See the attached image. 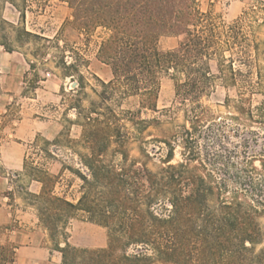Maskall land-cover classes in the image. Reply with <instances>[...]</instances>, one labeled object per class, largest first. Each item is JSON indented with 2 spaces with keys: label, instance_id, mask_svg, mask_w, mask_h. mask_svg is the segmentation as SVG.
<instances>
[{
  "label": "trees",
  "instance_id": "16d2710c",
  "mask_svg": "<svg viewBox=\"0 0 264 264\" xmlns=\"http://www.w3.org/2000/svg\"><path fill=\"white\" fill-rule=\"evenodd\" d=\"M62 1L72 10L68 23L83 31L99 26L109 31L95 59L109 68L111 77L105 81L94 75L100 86L92 89L97 99L87 107L78 99L72 106L80 126L77 139L60 132L38 147L50 159L67 148L76 158L75 166L61 163L53 172L23 159V174L38 184L37 191L26 192L27 205L35 210L52 249L60 253L61 264H264V225L259 222L264 178L255 181L245 169L242 181H235L260 197L255 201L260 209L236 189L227 197L225 182L213 179L206 168V161L219 157L210 145L219 144L225 133L221 119L215 121L201 98L210 93L214 77L236 85L235 61L251 64L250 51L244 59L232 51L235 24L218 31L195 0ZM161 36L181 37L182 42L161 50ZM211 61L218 76L212 73ZM162 76L175 81V98L185 117L180 125L174 124L170 109L161 111L164 119L141 118L143 109L157 112ZM128 96L137 97L138 108L117 112L111 102ZM240 101L248 105H234L237 114L250 115V97L240 96ZM151 127L159 132L154 140L166 147L157 169L148 166L151 155L144 147L143 135ZM200 140H205V165ZM135 141L139 157L130 153ZM176 144L181 160L173 162ZM66 171L79 181L76 197L57 190ZM78 214L105 228V247L78 248L67 242V224ZM15 250L9 242L0 243V264H15Z\"/></svg>",
  "mask_w": 264,
  "mask_h": 264
},
{
  "label": "rangeland",
  "instance_id": "374dc122",
  "mask_svg": "<svg viewBox=\"0 0 264 264\" xmlns=\"http://www.w3.org/2000/svg\"><path fill=\"white\" fill-rule=\"evenodd\" d=\"M195 2L202 12L211 16L218 31L235 24L237 42L232 44V51L244 59L248 50L251 60L250 66L238 60L234 62L238 69L236 85L214 77L210 93L201 98L215 121L221 119L220 128L225 133L220 136L219 144L210 145L211 153L219 157L206 161V168L213 179L225 182L227 197L236 189L242 199L261 209L255 202L261 201L260 197L243 184L241 187L245 189L239 188L235 181L237 178L242 181L245 169L255 181L264 178V0ZM71 13V8L62 0H0V43H5V47L0 45V243L16 246L15 264H61L60 253L52 249L35 210L27 205L26 192L37 191L38 184L23 174V159L27 157L28 161L53 172L61 163L75 166L76 158L67 148L61 147L56 158L50 159L43 157L38 147L60 132L77 139L80 126L72 106L78 99L83 107L97 99L92 89L98 91L100 86L94 75L105 81L111 77L109 68L95 59L98 46L109 31L100 26L90 31L79 30L67 22L72 20ZM181 42V37L161 36L157 46L167 50ZM251 47H257L258 51ZM63 63L76 66L65 69ZM211 70L217 74L214 61H211ZM177 78L182 79L180 75ZM174 82L170 76L160 78L158 110L143 109L141 118L164 119L166 115L161 111L170 109L174 124L185 122L183 106L175 98ZM240 96L250 97V115L246 111L237 114L234 105H248L246 101L241 103ZM111 104L120 113L138 108L136 96L114 99ZM158 135L152 127L143 135L147 141L144 147L151 155L148 161L151 169H157L161 164L159 158L166 152L165 145L154 140ZM199 144L200 160L204 159L205 165V140ZM130 148L131 155L139 157L136 141ZM180 151L181 147L176 144L173 162L181 160ZM78 183L66 171L57 190L66 189L68 195L76 197ZM259 222L264 225V213ZM66 232L71 246L91 249L106 246L105 228L86 221L81 214L69 220Z\"/></svg>",
  "mask_w": 264,
  "mask_h": 264
},
{
  "label": "crops",
  "instance_id": "0c3cea01",
  "mask_svg": "<svg viewBox=\"0 0 264 264\" xmlns=\"http://www.w3.org/2000/svg\"><path fill=\"white\" fill-rule=\"evenodd\" d=\"M17 249V248H16Z\"/></svg>",
  "mask_w": 264,
  "mask_h": 264
}]
</instances>
